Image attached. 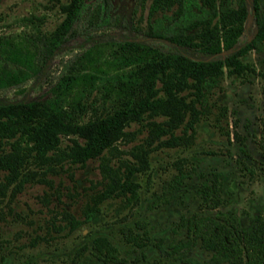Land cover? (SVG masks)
<instances>
[{
	"label": "trees",
	"instance_id": "1",
	"mask_svg": "<svg viewBox=\"0 0 264 264\" xmlns=\"http://www.w3.org/2000/svg\"><path fill=\"white\" fill-rule=\"evenodd\" d=\"M143 2L138 0L140 5ZM59 9L63 17L41 35V47L28 46L21 40L0 42V88L17 85L34 73L38 56L48 58L74 31L75 22L81 21L86 39L94 30L113 22L110 0H66L59 3ZM251 9L255 25L252 36L223 57L194 58L133 39L92 40L65 64L43 94L29 100L0 102V170L4 171L0 195H4L9 182L20 179L31 156L44 159L51 152L58 159L79 165L89 158L100 159L105 183L87 205L85 220L98 209L97 202L105 198L120 196L129 203L136 202L139 184L132 175L148 168L149 152L188 145L207 94L219 86L227 66L228 72L238 73L245 66L239 56L264 48V0H251ZM246 13L245 0H150L143 32L176 46L217 54L234 46L243 31ZM143 118L146 132L141 140L119 149L118 141L135 137L136 129L127 128L130 123ZM261 121L263 135L259 144L264 157V118ZM66 134L72 135L70 143L60 147V137ZM121 151H126L130 159L117 157L116 163H109L110 156ZM219 187L218 174L214 172L209 182L199 188L204 207L214 208L222 202ZM13 188L19 189V183ZM64 217L69 228L80 223L70 214ZM179 220L178 224L185 226L184 241L169 242V250L162 246L161 237L153 244L164 255L181 251L180 264H264L261 213L244 226L226 215L197 212ZM122 233L125 241L135 247L150 242L146 229L137 232L124 227ZM193 244L207 256L199 260L191 255ZM90 247L101 262L129 264L104 235L94 236ZM183 248L186 249L182 251ZM80 252L79 249L75 258ZM69 264L81 263L73 260Z\"/></svg>",
	"mask_w": 264,
	"mask_h": 264
},
{
	"label": "rangeland",
	"instance_id": "2",
	"mask_svg": "<svg viewBox=\"0 0 264 264\" xmlns=\"http://www.w3.org/2000/svg\"><path fill=\"white\" fill-rule=\"evenodd\" d=\"M65 1L0 0V42L21 40L28 46L41 47V35L62 19L59 3ZM110 1L113 21L110 26L94 30L92 37L86 39L81 21L75 22L74 31L48 58L38 56L34 73L17 85L0 88V102L29 100L43 94L65 64L92 40L133 39L194 58H211L235 50L255 30L251 0H245L243 31L234 46L208 54L145 35L150 0H144L142 5L138 0ZM239 59L245 63L242 70L228 72L227 66L219 86L207 94L194 123L191 142L150 151L148 168L132 175L139 184L136 202L129 203L120 196L105 198L97 202L98 209L85 220L87 205L105 183L99 169L100 159L89 158L79 165L58 159L51 152H47L49 158L31 156L20 179L9 182L4 195H0V264H69L73 260L81 264H118L101 262L93 254L90 244L96 235L109 238L129 264H180L181 251L164 255L153 241L161 237L167 250L169 242L184 241L185 226L178 224L181 216L192 212L226 215L244 226L256 213L264 215V157L259 144L264 118V48L249 50ZM144 122L145 118L131 122L127 128L136 129L134 139L118 141L117 147L127 149L140 141L146 132ZM71 136L62 135L59 146L66 147ZM117 157L130 159L126 151H121L111 155L109 163H116ZM214 172L220 181L222 202L206 208L199 188L209 182ZM3 173L0 170V180ZM15 183H19V189L13 188ZM66 214L80 223L69 228ZM137 222H144V227H138ZM124 227L137 232L146 229L150 242L142 247L126 242ZM79 249L81 252L75 258ZM190 254L199 260L207 256L197 244L190 246Z\"/></svg>",
	"mask_w": 264,
	"mask_h": 264
}]
</instances>
